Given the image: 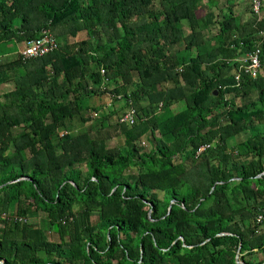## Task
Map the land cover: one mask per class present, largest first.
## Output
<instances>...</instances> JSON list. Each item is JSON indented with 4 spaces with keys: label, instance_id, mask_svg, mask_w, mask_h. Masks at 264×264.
Segmentation results:
<instances>
[{
    "label": "trees",
    "instance_id": "trees-1",
    "mask_svg": "<svg viewBox=\"0 0 264 264\" xmlns=\"http://www.w3.org/2000/svg\"><path fill=\"white\" fill-rule=\"evenodd\" d=\"M260 1L0 0V264H264Z\"/></svg>",
    "mask_w": 264,
    "mask_h": 264
},
{
    "label": "built area",
    "instance_id": "built-area-1",
    "mask_svg": "<svg viewBox=\"0 0 264 264\" xmlns=\"http://www.w3.org/2000/svg\"><path fill=\"white\" fill-rule=\"evenodd\" d=\"M259 1L253 0V12L255 14V11H259ZM54 40L51 37V33L49 30H43L41 33V37L38 39H33L26 43V45L22 48V50L19 51V56H21L22 61H27L34 58H40L43 57L45 54L52 51L55 47ZM244 66L241 67L244 69V71L251 76L255 77L256 71L259 68V57H258V51H256L252 55H248L243 60ZM101 74H104V71L101 70ZM238 77V76H237ZM133 116L134 111L127 112L121 119L120 123H133ZM208 145L202 146L198 149L197 154L202 152L204 149H206Z\"/></svg>",
    "mask_w": 264,
    "mask_h": 264
},
{
    "label": "rangeland",
    "instance_id": "rangeland-1",
    "mask_svg": "<svg viewBox=\"0 0 264 264\" xmlns=\"http://www.w3.org/2000/svg\"><path fill=\"white\" fill-rule=\"evenodd\" d=\"M246 6H250V0H238V2H236L234 4V6H232V8L235 10V11H239V13H241V15L243 16V19L245 20L249 14L246 11ZM256 13L258 12V10L255 11ZM86 37V33L85 32H80L76 38L74 39H71V41H79L81 39H84ZM15 50V46L12 42H4V43H0V59H3L2 56H4V60L5 59H10L12 57L11 56H8L6 57V53H10V52H13ZM12 54V53H11ZM9 85V84H8ZM9 89V86L7 85H4V86H1L0 87V92H3V91H6ZM104 97H107V96H104ZM103 97V98H104ZM102 99V98H101ZM87 102H90L92 101L93 103L95 102V104H100L102 101L104 100H100L99 99H94V98H91V99H87L86 100ZM110 99H105V102L109 103ZM94 104V105H95ZM111 123H114V118H110L106 124L107 125H110ZM78 129L79 128V124H76V126L73 128V129H70L71 131H75V129ZM122 142V138H117L115 136L112 137V139L110 140V145H114V146H117L119 145L120 143Z\"/></svg>",
    "mask_w": 264,
    "mask_h": 264
},
{
    "label": "clouds",
    "instance_id": "clouds-1",
    "mask_svg": "<svg viewBox=\"0 0 264 264\" xmlns=\"http://www.w3.org/2000/svg\"><path fill=\"white\" fill-rule=\"evenodd\" d=\"M259 1V11H258V14H255V15H259L260 14V10H261V5H262V3H261V1L260 0H258ZM250 7L252 8L253 7V0H250ZM251 10H253V9H251ZM258 18V17H257ZM258 20H259V18H258ZM261 37H263L264 38V33L262 34L261 33ZM243 65H244V63H243ZM259 68H260V62H259ZM258 68V69H259ZM242 69V68H241ZM244 73H246L245 71H244ZM246 74H248V73H246ZM103 75V74H102ZM248 75H250V74H248ZM253 77V76H252ZM203 146H205V145H203ZM202 147V146H201ZM204 151V150H203Z\"/></svg>",
    "mask_w": 264,
    "mask_h": 264
},
{
    "label": "water",
    "instance_id": "water-1",
    "mask_svg": "<svg viewBox=\"0 0 264 264\" xmlns=\"http://www.w3.org/2000/svg\"><path fill=\"white\" fill-rule=\"evenodd\" d=\"M214 94L216 95L217 93L216 92H214ZM170 209V208H169ZM220 235H223V234H220ZM238 259V257L236 256V260ZM238 264H241V262H239V261H236Z\"/></svg>",
    "mask_w": 264,
    "mask_h": 264
}]
</instances>
